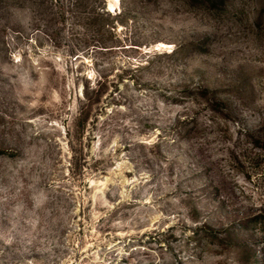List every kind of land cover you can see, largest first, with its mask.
<instances>
[{
	"label": "rangeland",
	"instance_id": "1",
	"mask_svg": "<svg viewBox=\"0 0 264 264\" xmlns=\"http://www.w3.org/2000/svg\"><path fill=\"white\" fill-rule=\"evenodd\" d=\"M0 264H264V0H0Z\"/></svg>",
	"mask_w": 264,
	"mask_h": 264
},
{
	"label": "bare ground",
	"instance_id": "2",
	"mask_svg": "<svg viewBox=\"0 0 264 264\" xmlns=\"http://www.w3.org/2000/svg\"><path fill=\"white\" fill-rule=\"evenodd\" d=\"M161 45H163V46H165L166 47V44H164V42L163 43H161ZM161 51V50H160Z\"/></svg>",
	"mask_w": 264,
	"mask_h": 264
}]
</instances>
